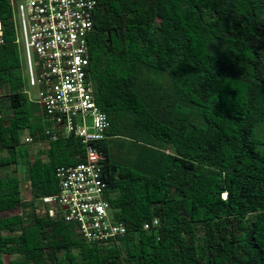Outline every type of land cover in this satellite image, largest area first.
I'll return each mask as SVG.
<instances>
[{
    "label": "trees",
    "instance_id": "1",
    "mask_svg": "<svg viewBox=\"0 0 264 264\" xmlns=\"http://www.w3.org/2000/svg\"><path fill=\"white\" fill-rule=\"evenodd\" d=\"M96 1L87 80L109 128L95 147L126 234L87 243L47 215L55 170L84 149L45 139L0 0V215L19 210L0 217V264H264V0ZM25 135L46 160L21 153ZM20 164L29 200L4 171Z\"/></svg>",
    "mask_w": 264,
    "mask_h": 264
},
{
    "label": "built area",
    "instance_id": "2",
    "mask_svg": "<svg viewBox=\"0 0 264 264\" xmlns=\"http://www.w3.org/2000/svg\"><path fill=\"white\" fill-rule=\"evenodd\" d=\"M96 0H10L15 44L24 52L28 84L36 90L29 100L41 110L47 141L74 137L80 140L84 158L72 167L55 170L58 193L44 197L50 218L59 212L66 224L74 225L87 243L99 244L126 234L113 222L105 201L103 155L95 147L105 139L109 122L96 106L87 80V37L93 30ZM20 33V34H19ZM0 26V44L2 43ZM34 56V61L32 57ZM45 140V141H46ZM32 142L28 135L23 143ZM157 225L144 224L143 229Z\"/></svg>",
    "mask_w": 264,
    "mask_h": 264
},
{
    "label": "rangeland",
    "instance_id": "3",
    "mask_svg": "<svg viewBox=\"0 0 264 264\" xmlns=\"http://www.w3.org/2000/svg\"><path fill=\"white\" fill-rule=\"evenodd\" d=\"M17 2H20V0H17ZM19 58H20V63H21V71L25 79V89L29 92V96L31 97V99L35 100L37 97L36 90L30 87L28 84L26 57H25L24 52H22L21 50L19 53ZM32 60L34 61V56L32 57ZM42 122H45V119H42L40 124H42ZM22 141H23V138H22ZM46 147H47L46 144L45 143L43 144L41 142H37V143L32 142L30 144L23 143L22 146L20 147V151L22 154L24 152L28 153L29 161L31 162L36 158L46 160V156L44 155ZM25 168H26L25 164H20L18 165V167L11 165V166H8L4 171L7 175H16L20 179L22 199L29 200L30 198L29 180H28L27 175L24 172ZM18 212L19 210H17L16 212H12V213H4V214H1L0 217L10 216ZM3 259H4L5 264H9L10 258L4 257Z\"/></svg>",
    "mask_w": 264,
    "mask_h": 264
},
{
    "label": "crops",
    "instance_id": "4",
    "mask_svg": "<svg viewBox=\"0 0 264 264\" xmlns=\"http://www.w3.org/2000/svg\"><path fill=\"white\" fill-rule=\"evenodd\" d=\"M41 143H43V142H41ZM44 144V143H43Z\"/></svg>",
    "mask_w": 264,
    "mask_h": 264
},
{
    "label": "clouds",
    "instance_id": "5",
    "mask_svg": "<svg viewBox=\"0 0 264 264\" xmlns=\"http://www.w3.org/2000/svg\"><path fill=\"white\" fill-rule=\"evenodd\" d=\"M32 143V142H31Z\"/></svg>",
    "mask_w": 264,
    "mask_h": 264
}]
</instances>
